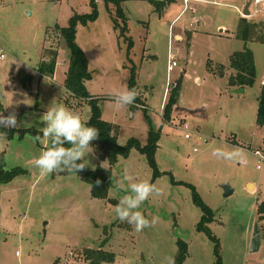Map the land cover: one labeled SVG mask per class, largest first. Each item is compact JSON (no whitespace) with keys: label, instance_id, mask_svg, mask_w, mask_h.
<instances>
[{"label":"rangeland","instance_id":"rangeland-1","mask_svg":"<svg viewBox=\"0 0 264 264\" xmlns=\"http://www.w3.org/2000/svg\"><path fill=\"white\" fill-rule=\"evenodd\" d=\"M95 2L97 19L77 24L76 44L91 73L86 89L98 100L102 120L117 127L120 145L136 141L144 148L150 145L152 133L160 135L154 156L160 175L146 155L133 149L112 167L108 199H96L77 175L40 174L34 162L45 150L43 139L37 143L30 135L23 140L0 135V156L4 155L7 169L27 171L0 186V264H90L89 251L100 249L115 255L114 263L102 264H168L170 258L176 264L183 245L187 247L184 264H216L218 242L223 264H264V243L262 250L251 252L256 223L264 239V222L259 221L264 162L253 154L264 149V128L256 123L264 87V11L248 17L258 26L246 45L237 38L243 17L239 10L252 0H194L176 22L186 7L184 0L163 13L148 2L129 1L123 5L129 27L125 36L105 1ZM92 10L91 0H0V51L5 56L0 59V87L6 99L2 114H16L20 125L14 129L44 127L39 117L51 104L65 105L89 123L92 106L65 89L70 52L60 29ZM177 35L182 41L173 39ZM245 46L254 53L257 80L254 87L238 90L229 86L235 73L230 59ZM170 48L178 63L170 81L177 84L182 78V85L172 119L165 122ZM56 54L54 75L42 77L39 66L44 57ZM134 70L139 95L133 105L117 107L113 94L131 89ZM10 80L15 88L11 89ZM241 90L244 93H238ZM182 122L189 125L188 132L180 127ZM216 149L234 156L218 158L212 154ZM85 159L89 171L99 165L110 167L95 150ZM125 170L134 182L149 181L163 193L137 209L149 221L159 218L141 232L115 213L121 197L128 194L118 183ZM248 183L255 184V192H250L254 187H247ZM224 186L233 191L229 197ZM191 187L212 210L214 221L201 224L205 214L195 204Z\"/></svg>","mask_w":264,"mask_h":264},{"label":"trees","instance_id":"trees-1","mask_svg":"<svg viewBox=\"0 0 264 264\" xmlns=\"http://www.w3.org/2000/svg\"><path fill=\"white\" fill-rule=\"evenodd\" d=\"M108 11L115 23L120 29L121 35L125 36L129 32L128 19L125 15L123 5L129 1H143L148 2L155 7L157 11L163 13L168 6L175 3V0H104ZM92 13L89 16H75L70 20V25L67 28L60 29L61 35L66 42L69 49V67L66 72L65 89L71 96L80 100H86L92 106V114L88 125L95 127L99 130L98 139L91 142L93 149L101 160L107 159L109 162V169H105L100 165L94 171H89L86 168L78 173L53 172L54 177L77 175L83 182L87 183L91 187V195L93 198L107 200L109 191L112 185V167L118 163L120 157L127 158L131 150L136 149L140 153L146 155L149 164L154 169L156 175H160L155 162V153L157 148V142L160 138L159 134L152 133L150 138V145L142 148L136 141H131L128 144L122 146L118 143L117 127L113 124L107 123L101 118V108L98 100L87 91L85 83L91 79V73L89 70V63L86 55L82 49L76 44L77 24L78 22L94 21L98 17V10L95 0H91ZM258 25L251 23L247 18H241L237 33V38L243 41L246 45L250 43L251 33L256 29ZM49 56V57H48ZM45 57V60L39 66V73L42 77H52L57 67L58 54ZM211 69V64H208ZM230 68L235 72L229 77V86L235 89L252 88L256 84L257 69L255 64L254 53L245 46L242 52L235 53L230 59ZM212 72V70H210ZM213 73V72H212ZM136 71H133L132 77L129 81L131 89L136 87ZM28 82L30 76L26 77ZM182 78L178 80L177 86L170 92V96L163 110V119L165 122H170L172 119L173 111L178 105L181 96ZM26 83H23V88L26 89ZM139 102V99L137 100ZM258 111L256 123L259 127L264 128V87L261 89L258 99ZM142 105V104H141ZM144 106V105H143ZM4 111V107L0 102V114ZM0 135L6 137L8 140H13L17 135L20 140H23L25 136L30 135L32 137L36 135L41 136L42 133H38L35 129L16 130L0 127ZM236 138L233 137V144L236 142ZM40 143V141H37ZM70 146V145H66ZM27 174V171L22 168L7 169L6 159L2 154L0 156V186L7 185L13 182L17 177ZM100 181L97 184V181ZM193 189V187H191ZM194 202L200 206L205 216L203 217L201 224L206 221H214V214L211 209L206 206L196 191L193 189ZM259 221L264 222V203L259 208ZM216 240V239H215ZM216 242H218L216 240ZM107 241H104L101 245L103 247ZM92 257H90V264H102V263H114L115 255L112 253L104 252L103 250H90ZM88 252V253H89ZM216 264H223L220 256L219 242L215 247ZM187 256V247L183 245L176 264H184Z\"/></svg>","mask_w":264,"mask_h":264},{"label":"clouds","instance_id":"clouds-1","mask_svg":"<svg viewBox=\"0 0 264 264\" xmlns=\"http://www.w3.org/2000/svg\"><path fill=\"white\" fill-rule=\"evenodd\" d=\"M138 95L135 88H124L115 91L113 99L117 107H126L133 105ZM39 120L44 124V127L38 128V133H42L45 150L35 159L34 164L41 175L64 171L78 173L89 166L90 162L85 157L94 152L91 142L98 139V129L89 126L79 114L62 104H51ZM19 125L14 112H10L7 116L0 114V127L14 129ZM33 139L41 141V136L36 135ZM212 154L223 159H232L234 156V153L221 149H216ZM124 181H128L127 186ZM96 183L99 184L100 181ZM118 183L122 190L128 193L121 197L115 206L118 219L127 222L136 232L154 226L159 218L153 217L149 221L137 209L153 195L157 197L162 195V190L146 180L134 182L127 170ZM168 264H174V260L170 258Z\"/></svg>","mask_w":264,"mask_h":264},{"label":"built area","instance_id":"built-area-1","mask_svg":"<svg viewBox=\"0 0 264 264\" xmlns=\"http://www.w3.org/2000/svg\"><path fill=\"white\" fill-rule=\"evenodd\" d=\"M192 1H194V0H184V3L186 5V7ZM196 1H198V0H196ZM252 7L256 8V10L254 12L251 11V8ZM259 8H260V10H259ZM249 9H250V13H251L250 18L255 17V15H257L258 13H260L262 10L264 11V0H252L251 6H250ZM239 12L242 14L243 11L239 10ZM173 39H176L177 41H182V38L179 39L178 35L177 36H174ZM4 58H5V56H4L3 52L0 51V59H4ZM177 66H178V63H177V60H176V55L171 51V48H170V51H169V54H168V64H167V85H168V88L169 89H166L165 90V94H164V102L165 103H167V101H168V98L170 96V92L177 86L176 83H172L170 81L171 80L170 79L171 72ZM262 85H264V81L262 82ZM142 107H145V106H142ZM164 107L165 106L163 105V110H164ZM180 127L184 131H186V132H188L189 129H190L189 125L186 122H182L181 125H180ZM189 138L190 137L187 134L186 135V139H189ZM207 141H208V139H205V142H207ZM253 154H254V156L256 158L259 159V161L264 162V149L263 148H258L257 150H254L253 151Z\"/></svg>","mask_w":264,"mask_h":264},{"label":"water","instance_id":"water-1","mask_svg":"<svg viewBox=\"0 0 264 264\" xmlns=\"http://www.w3.org/2000/svg\"><path fill=\"white\" fill-rule=\"evenodd\" d=\"M250 6H251V3H247V5L245 6V8L242 12V16L244 18L250 17V15H251L250 9H249ZM238 93H244V90H241ZM0 101H1V104H4L6 101L4 94H3L2 87H0ZM223 188L225 190V197H229L230 195H232L233 191L230 189V187L224 186ZM261 244H262L261 230L259 228V224L256 223L255 229H254V234H253V240H252V244H251V252L252 253L258 252L260 250Z\"/></svg>","mask_w":264,"mask_h":264},{"label":"crops","instance_id":"crops-1","mask_svg":"<svg viewBox=\"0 0 264 264\" xmlns=\"http://www.w3.org/2000/svg\"><path fill=\"white\" fill-rule=\"evenodd\" d=\"M198 1H202V0H198ZM176 2H177V0H175V3H176ZM173 5H174V4H173ZM186 8H187V7H185V8L183 9V12H182V13H181V14H180V15H179V16H178L173 22H176V21L180 18V16L186 11ZM221 32H223V31H221ZM178 37H181V38L183 39V37H182L181 35H178ZM44 58H45V57H44ZM10 81H11V80H10ZM10 87H11V89H12V88H15L16 85H15L14 83H12V81H11ZM2 89H3V88H2ZM15 91H17V89H16V90L13 89V92H15ZM7 102H8V97H7ZM235 138H236V137H235ZM250 185H252V186L254 187V190H253V191H250L249 189H248V190H249L250 192H255V190H256V186H255V184H253V183H248V184H247V187L250 186ZM261 238H262V236H261ZM252 240H253V239H252ZM263 240H264V239H262V244H261V246H260V250H262V248H263V243H264ZM260 250H259V251H260ZM259 251H258V252H259Z\"/></svg>","mask_w":264,"mask_h":264}]
</instances>
